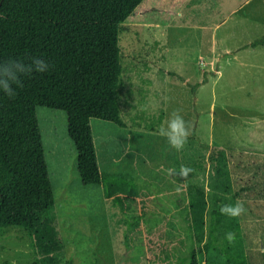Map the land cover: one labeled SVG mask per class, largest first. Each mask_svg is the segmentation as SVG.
<instances>
[{"label":"rangeland","instance_id":"1","mask_svg":"<svg viewBox=\"0 0 264 264\" xmlns=\"http://www.w3.org/2000/svg\"><path fill=\"white\" fill-rule=\"evenodd\" d=\"M263 37L264 0H142L118 34L125 127L103 121L102 134L120 137L119 157L129 161L116 167L130 182L119 192L124 206L80 181L64 113L37 107L60 248L40 251L24 229L1 227L0 264H186L208 240L214 264H236L241 251L247 264H264ZM170 66L181 67V76L170 75ZM174 111L191 126L180 151L159 135ZM45 125L57 138L53 151ZM193 186L207 204L202 243L188 208ZM237 201L244 214L212 218L216 206ZM209 252L197 251L200 264Z\"/></svg>","mask_w":264,"mask_h":264},{"label":"trees","instance_id":"2","mask_svg":"<svg viewBox=\"0 0 264 264\" xmlns=\"http://www.w3.org/2000/svg\"><path fill=\"white\" fill-rule=\"evenodd\" d=\"M141 2L0 0V61L40 57L50 65L46 73L22 77L23 86L14 98L0 92V228L24 229L40 251L57 250L60 244L49 221L55 196L37 107L65 114L80 181L102 186L108 198L124 206L119 192L122 184L130 182L120 175L99 171L90 120L124 126L120 118L122 66L118 34L122 23ZM260 43L264 44V37ZM191 91L194 93L195 88ZM217 154L223 156L221 151ZM206 206L203 190L190 187L188 208L198 243L203 242ZM220 206L213 209L212 218L221 214ZM211 248L210 240L192 248L186 264H200L197 251L207 253ZM210 253L206 264H214ZM243 254L241 251L236 264H247Z\"/></svg>","mask_w":264,"mask_h":264},{"label":"clouds","instance_id":"3","mask_svg":"<svg viewBox=\"0 0 264 264\" xmlns=\"http://www.w3.org/2000/svg\"><path fill=\"white\" fill-rule=\"evenodd\" d=\"M50 71V65L45 59L40 57H31L26 61L24 58L9 57L0 61V92H3L9 98L17 95V89L23 86L22 77H31L34 73H46ZM15 85V87H13ZM166 127L159 128V135L167 139L168 144L177 151L184 148L189 136L191 135V126L179 111L171 113L166 122ZM220 213L230 217H238L245 213L244 204L237 201L233 204L220 206ZM226 238L229 243L235 239L234 233H227Z\"/></svg>","mask_w":264,"mask_h":264},{"label":"crops","instance_id":"4","mask_svg":"<svg viewBox=\"0 0 264 264\" xmlns=\"http://www.w3.org/2000/svg\"><path fill=\"white\" fill-rule=\"evenodd\" d=\"M170 67L174 71V72H172V71L168 72V73H170V75L173 74L175 76H181V72L180 71H182V70L180 68L183 67V65H181L180 68H176V67H173V66H170ZM50 115L54 116L53 114H50ZM51 116H49V118H53ZM63 119L64 120L66 119L65 114L63 115ZM90 127H91L93 142H94V145H95V153H96L98 167L100 168V166H101L103 169H105L108 172L107 174L119 175L118 173H120V172H118L116 170V167L119 166V165H123V164L127 165L129 163L127 158L122 160L119 157L118 148L120 146V143L118 142V140H119L120 137H118V138L114 137V140H113L112 139V134H113L112 132H109V133L105 132L106 134H102L104 132L103 129L107 127L103 121L100 122V121L92 119V120H90ZM119 127H125V124H124V126H119ZM44 129H45V133H46V137H47V141H48V150L50 149V150L53 151L54 148H55V142L57 140L56 136L54 135V129H51V127L49 125L48 126L45 125ZM122 136L124 137V134H122ZM103 138H104V140H103ZM106 149H108L107 150L108 154H106ZM51 155L53 156V163H54L55 168H56L55 171L57 173V176L62 181V179H61V177H62L61 176V170L62 169H61L60 163H59V165L57 163L56 153L54 155L52 153ZM74 164H75V162H74ZM48 172H49V170H48ZM49 177H50V180H51V183H52L51 172H49Z\"/></svg>","mask_w":264,"mask_h":264}]
</instances>
